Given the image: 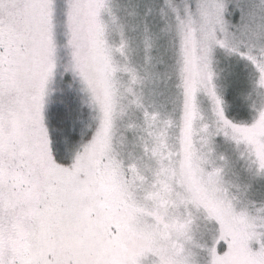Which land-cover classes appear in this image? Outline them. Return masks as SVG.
I'll use <instances>...</instances> for the list:
<instances>
[{
  "label": "snow or ice",
  "instance_id": "obj_1",
  "mask_svg": "<svg viewBox=\"0 0 264 264\" xmlns=\"http://www.w3.org/2000/svg\"><path fill=\"white\" fill-rule=\"evenodd\" d=\"M0 264H264V0H0Z\"/></svg>",
  "mask_w": 264,
  "mask_h": 264
}]
</instances>
